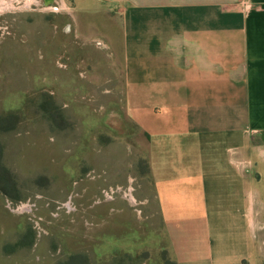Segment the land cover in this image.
Returning a JSON list of instances; mask_svg holds the SVG:
<instances>
[{"label": "crops", "instance_id": "1", "mask_svg": "<svg viewBox=\"0 0 264 264\" xmlns=\"http://www.w3.org/2000/svg\"><path fill=\"white\" fill-rule=\"evenodd\" d=\"M21 1L106 19L168 260L264 264V0Z\"/></svg>", "mask_w": 264, "mask_h": 264}, {"label": "rangeland", "instance_id": "2", "mask_svg": "<svg viewBox=\"0 0 264 264\" xmlns=\"http://www.w3.org/2000/svg\"><path fill=\"white\" fill-rule=\"evenodd\" d=\"M6 1L0 117L14 118L0 124L11 175L0 184V264H171L143 199L146 138L111 79L106 19L85 27L74 11L77 26L70 12Z\"/></svg>", "mask_w": 264, "mask_h": 264}, {"label": "trees", "instance_id": "3", "mask_svg": "<svg viewBox=\"0 0 264 264\" xmlns=\"http://www.w3.org/2000/svg\"><path fill=\"white\" fill-rule=\"evenodd\" d=\"M11 118H14V117L11 116V114H8L7 116L0 117V124H3L4 121L10 120ZM1 146L2 145H0V184H3V185H6L7 186L8 185V180L11 178V175H10V172L5 168V166L1 164L2 163L1 162V152H2ZM5 180H7V182H4ZM13 187H14V185L11 184L10 185L11 192L14 189ZM7 188H8V186H7ZM0 189H1L0 190L1 192H4V194L7 195V193L5 192L6 190L4 191V189L1 186H0ZM14 199L16 201L19 200V198H14ZM170 263L171 264H174L173 262H170Z\"/></svg>", "mask_w": 264, "mask_h": 264}]
</instances>
